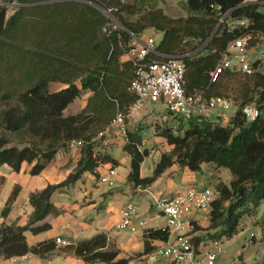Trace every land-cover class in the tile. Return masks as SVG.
I'll return each instance as SVG.
<instances>
[{
    "label": "trees",
    "instance_id": "16d2710c",
    "mask_svg": "<svg viewBox=\"0 0 264 264\" xmlns=\"http://www.w3.org/2000/svg\"><path fill=\"white\" fill-rule=\"evenodd\" d=\"M44 1L0 0V92L10 99L0 112V166L7 164L20 171L27 161L30 173L38 174L60 148L73 141L82 142V157L65 179L30 193L34 210L26 224L0 221V259L26 253L45 257L54 252L56 238L31 244L26 234L28 230L39 233L51 228L47 216L61 211L52 194L66 189L85 170L96 171L104 162L118 164L100 148L97 136L110 127L119 108L127 109L135 99L128 87L136 66L133 60L121 61L120 57L127 52L133 34L141 37L150 27L163 32L156 45L159 52L183 55L188 92L224 96L237 105V110L226 122H220L218 114H178V124L171 121L157 126V132L172 148L162 152L150 176L141 174V164L150 154L149 148H142L143 127L127 128L123 147L131 156L128 180L135 188L148 186L174 163L195 171L207 164L214 173L212 178L216 174L221 178V172L228 169L230 183L222 179L207 183L215 185L217 195L208 217L210 224L203 229L209 230L212 238L237 234L243 228V217L253 215L250 208L264 200V111L254 120L243 113V106L250 102L264 107V51L263 56L251 60L250 74L227 67L217 81L211 82L209 71L233 38L245 36L249 48L264 42V0H184V16H171L156 2L146 4L147 0H93L111 9L122 25L109 33L103 31L108 21L104 22L102 10L94 5L77 0ZM139 7L144 11L133 19ZM10 8L14 11L9 15ZM163 57L153 52L147 55L148 59ZM233 79H237L236 85H230ZM51 81L67 85L52 91ZM87 90L93 94L85 108L66 114L69 104ZM20 190L16 184L1 211L3 218L11 212ZM260 226L264 239V218ZM144 235L145 247L138 256L149 263L148 256L157 247L152 240L167 241L169 230L147 228ZM61 250L86 262L130 261L118 257L119 249L109 244L105 232L63 245Z\"/></svg>",
    "mask_w": 264,
    "mask_h": 264
},
{
    "label": "crops",
    "instance_id": "0c3cea01",
    "mask_svg": "<svg viewBox=\"0 0 264 264\" xmlns=\"http://www.w3.org/2000/svg\"><path fill=\"white\" fill-rule=\"evenodd\" d=\"M159 6L161 7V5ZM147 29L153 28L150 27ZM143 33L140 37L142 39H144ZM120 59L121 61L129 59L127 53L123 52ZM120 69H123L122 65ZM66 85L62 81H51L49 86L50 90L54 91ZM92 94L93 92L91 90H87L82 96L73 100L65 110L66 114H74L85 108ZM137 113L139 114L140 112ZM214 114L211 113V115ZM128 118L126 120L127 128L134 129L129 125ZM130 123L132 124V121ZM106 128L108 129V126ZM145 132L146 129L143 127L144 144L142 148L147 147L150 149V154H154L155 157L156 155L159 156L153 160L152 164L148 165L147 172L145 171V167L148 164V156L145 157L141 164V174L143 176H150L152 175L150 174L151 170L154 171L162 152L171 150L172 146L167 143L165 137L159 134L155 128L150 127V130L147 131L151 135L146 136ZM97 138L100 139V148L110 153L119 161L118 164L114 165L116 173L112 174L115 184L109 189L103 188L100 185V181L102 180L99 178L100 174H108L109 168L113 166L112 162L99 164L96 171L85 170L83 175L66 189L61 191L57 190L52 194L51 198L53 202L61 211L58 214L47 216L46 220L51 222V228L39 233H33L28 230L26 234L29 243L36 244L41 240L60 236L67 241V244H71L82 239L90 238L97 233L105 232L108 236L109 244L119 249L118 257L130 258L129 264H149L150 262L148 263L143 257L138 256V253L143 251L145 247L146 238L144 231L147 228L158 229L165 227L167 225V218L164 215L155 217L150 214L153 209V198L151 193L144 188L149 187L158 194L175 195L183 191L188 185L193 183L197 184L198 179L201 177L207 179L205 184L221 179L230 180L232 178V174L228 169L221 172V178H218L217 174L215 178H212L214 173L207 164H203L200 171H195L188 166H181L179 163H174L150 185L135 188L128 180V174L131 169V156L124 150V143L118 147L115 138L109 137L108 134L103 137L97 136ZM81 157L82 143L73 141L68 146L60 148L55 157L38 174L30 173L29 169L31 165L27 161L23 162L20 171L14 170L7 164H5L6 167H0V186L9 178L15 185L19 184L21 186L20 193L11 212L6 218H3L0 212V221H18L19 224H26L34 210L33 205L29 202L30 193L43 189L49 183H56L65 179L76 169ZM128 157H130V160ZM122 164L123 167L120 166ZM202 173H207V176ZM22 193L24 197L20 201ZM130 200L135 201L139 206L134 216L135 223H138L141 218L148 217V224L145 226L139 225L136 231H132L130 228L117 227L118 221L122 218V207ZM209 224L210 220L208 218L203 217L200 220L197 219L196 226L192 231L193 240L197 247L203 240L211 237L208 233L209 230L203 229ZM199 226L202 228H198ZM210 230L212 232L216 229ZM165 242L161 239L152 240V243L157 246ZM63 245L66 244L58 243L57 249L45 257L32 253L27 254L34 264H109L104 262H86L78 255L62 251L61 247ZM0 264L15 263L13 257H11L6 259L1 258Z\"/></svg>",
    "mask_w": 264,
    "mask_h": 264
},
{
    "label": "built area",
    "instance_id": "2783aa9c",
    "mask_svg": "<svg viewBox=\"0 0 264 264\" xmlns=\"http://www.w3.org/2000/svg\"><path fill=\"white\" fill-rule=\"evenodd\" d=\"M121 26L114 18L104 25L103 31L109 33ZM249 49L251 48L245 36L230 40L221 53L219 61L209 71L211 82L217 81L227 67H232L244 74L252 73L253 67L248 56ZM150 52L164 57L148 59L147 55ZM126 53L136 66L135 76L128 87L135 94V99L127 109L119 108L116 111L110 127L99 132V136L107 135L109 128H112V131L122 132L125 137L127 118L146 108L149 103H162L170 112L183 116L211 113L225 115L224 109L230 108L233 103L232 100L221 95L208 97L201 91L188 92L185 87L186 68L182 60L183 55H166L159 52L153 36L142 39L133 34V40ZM234 59L237 63H234ZM263 111L264 107L255 102L243 106V113L248 120L258 118ZM79 143L82 142L79 141ZM115 173L116 168L112 166L108 174H100L99 178L114 184L112 174ZM144 189L149 191L153 198V209L150 214L155 217L166 216L167 225L163 229L169 230V239L164 244L158 245L148 256V260H155L158 256H162L175 264H202V261L197 259V253H200L204 255L207 264H216L220 252L224 251L222 239L213 238V247L207 244L197 247L192 235L195 221L209 217L212 202L217 195L214 186H198L193 183L175 195L158 194L149 187ZM138 208L135 201L126 202L122 207V218L118 221L117 227L136 231L139 225H147L148 217L141 218L138 223H135L134 216ZM56 241L67 244V241L60 236L56 237ZM13 261L15 264H34L27 253L13 256Z\"/></svg>",
    "mask_w": 264,
    "mask_h": 264
},
{
    "label": "rangeland",
    "instance_id": "374dc122",
    "mask_svg": "<svg viewBox=\"0 0 264 264\" xmlns=\"http://www.w3.org/2000/svg\"><path fill=\"white\" fill-rule=\"evenodd\" d=\"M54 0H45L44 2ZM79 2H85L89 3L87 0H77ZM133 2V0H131ZM150 2H156V4L159 6L161 5L162 9L171 16H184L187 14V10L184 8V0H147L146 4H150ZM91 4V3H89ZM13 4H11L12 6ZM93 5V4H91ZM153 5V4H152ZM95 6V5H94ZM96 7V6H95ZM150 7H152L150 5ZM98 8V7H97ZM139 13L133 14L132 18L136 19L139 17V15L144 11L142 7H139ZM100 10V9H99ZM14 11L13 8L9 9V15ZM101 11V10H100ZM102 14L105 17V21H112L114 19V16L109 15L108 13H105L104 11H101ZM29 19V18H27ZM148 36H153L156 41V45L159 43L163 36V32L157 29H146L143 33L144 38ZM264 51V42L259 43L256 47L249 49L248 56L250 60H256L257 58L263 56L262 53ZM81 52V51H79ZM234 63H237V61L234 59ZM2 74V73H1ZM237 77H239L237 75ZM237 79H233L230 82V85H236ZM3 91V90H2ZM10 99H5L2 96V92H0V112L1 110L6 106V102ZM237 110V105L234 103H231V107L228 109H224L225 116H219L217 115L218 119H220V122H224L225 119L229 118L231 115H233ZM140 113L135 114L128 118L129 125L133 128H141L144 127L146 129L145 135H151L150 132H147L150 130V127L157 128V126L164 127L169 122H173L174 125L178 124L181 119H179V115L169 112L166 106L162 103H149L146 108H143L139 111ZM132 121V124L130 123ZM226 122V121H225ZM125 127L127 128V121L125 124ZM112 128H109L108 136L111 138H115L116 142L118 143L117 146H121L125 142V137L122 132H114L111 130ZM143 129V128H142ZM159 153V152H158ZM117 154V153H116ZM148 164H146L145 171H148V165L153 163V160L156 159L154 154H148L147 155ZM130 160V157H128ZM123 167V164L120 165ZM0 167H6V165H2ZM121 167V168H122ZM206 170V167H205ZM207 171V170H206ZM154 171L151 170V173L153 175ZM206 174L207 173H202ZM227 183H230V180H227ZM207 182L206 178H199L198 179V186H205L208 184H205ZM115 184V183H114ZM106 181H100V185L103 188L109 189L112 185ZM210 185V184H209ZM15 186V183L11 181L9 178L4 184L0 186V212L5 204L6 199L10 195L11 191L13 190ZM215 186V185H214ZM24 195L22 193L20 197V201L23 199ZM250 213L253 215H246L243 217L242 222L243 225H241V228L237 234H235L231 238L223 237L221 240V243L224 248V252H220L219 259L217 260L216 264H264V239H263V231L260 226L261 220L264 218V200L260 203L257 207L250 208ZM30 219V218H29ZM209 245L210 247L214 246V240L213 238L209 237L206 238L204 241L201 242V245ZM198 257L197 259L202 261V264H207L204 255L197 253ZM142 260V259H140ZM149 262L152 264L154 263H162V264H171L170 260L167 258H164L162 256H158L155 260H149ZM149 263V264H150Z\"/></svg>",
    "mask_w": 264,
    "mask_h": 264
},
{
    "label": "water",
    "instance_id": "95a60500",
    "mask_svg": "<svg viewBox=\"0 0 264 264\" xmlns=\"http://www.w3.org/2000/svg\"><path fill=\"white\" fill-rule=\"evenodd\" d=\"M89 3L95 5L96 7H98L99 9H101L102 11H104L105 13H108L109 15L112 16V13L106 9L105 7H103L102 5H100L99 3H97L96 1H93V0H87ZM218 28V26L216 27V29ZM215 29V30H216Z\"/></svg>",
    "mask_w": 264,
    "mask_h": 264
}]
</instances>
